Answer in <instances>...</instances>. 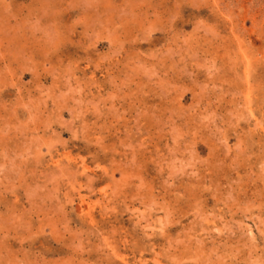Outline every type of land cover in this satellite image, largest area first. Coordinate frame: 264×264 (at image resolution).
Returning a JSON list of instances; mask_svg holds the SVG:
<instances>
[{
	"label": "rangeland",
	"instance_id": "obj_1",
	"mask_svg": "<svg viewBox=\"0 0 264 264\" xmlns=\"http://www.w3.org/2000/svg\"><path fill=\"white\" fill-rule=\"evenodd\" d=\"M0 264H264V0H0Z\"/></svg>",
	"mask_w": 264,
	"mask_h": 264
}]
</instances>
